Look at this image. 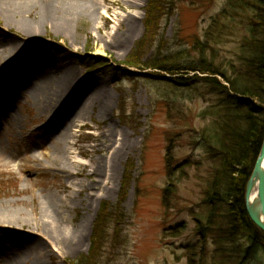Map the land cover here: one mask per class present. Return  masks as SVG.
<instances>
[{
	"label": "rangeland",
	"instance_id": "rangeland-1",
	"mask_svg": "<svg viewBox=\"0 0 264 264\" xmlns=\"http://www.w3.org/2000/svg\"><path fill=\"white\" fill-rule=\"evenodd\" d=\"M9 1L0 0V6ZM60 1L74 7L101 4L99 7L111 20L105 24L99 18L73 15L68 37L40 24L36 28L39 35L28 37L16 25L19 20H12L14 23L10 24L0 11V48H7L16 39L13 52L20 55L26 43L41 40L38 51L31 53L33 66L45 68L50 78L62 77L73 70L76 81L93 80L97 87L109 92L110 100L103 115L99 106L92 108L83 122L85 127H74L69 138L61 142L54 138L58 127L52 132L54 135L47 134L51 118L38 110L39 98L34 94L37 86L33 84L32 92L27 93L16 91L13 82L8 85L0 82V109H10L8 116L0 113V135L5 148L2 160L7 161L0 164V210L9 215L17 210L32 217L33 209L43 205L45 196L49 202L55 196L67 202L59 209L65 221L63 226L71 232L83 225V245L64 254L49 248L57 264L77 262L80 258L87 264L92 260L93 264H189L187 248L200 252L206 247L209 253L213 252L214 244L203 243L196 233V219H205L209 214V208L202 202L204 192L220 165V160L211 157L196 133L210 123L212 98L209 94L202 98L176 90L171 81L152 76L173 79L181 73L172 75L125 64L136 43L146 36L148 0ZM175 1L170 18L160 22L155 44L162 46L161 52L167 57L177 54L185 57L195 40L203 38L225 0ZM129 14L137 16L134 31L130 30L132 27L127 28V22L123 23ZM147 43L143 61L147 57L152 61L157 45L147 46ZM85 58L123 69L127 75H116L111 68L88 69L80 62ZM103 130L117 137V141L124 138L125 146L118 159L115 179L108 183L103 176L104 184L94 188L92 177L86 178V174L99 160L109 158L116 147L100 137ZM102 142L104 147H109L108 155L99 150L103 148ZM58 144L68 146L69 160H60L54 155ZM80 148L85 151L82 156L78 154ZM169 155L172 158L168 170ZM75 163L82 167L77 168ZM87 166L90 167L84 172L80 170ZM170 183L175 188L167 209L163 205V192ZM81 185H90V197L79 193ZM103 214L113 216L101 226L98 218ZM117 216L118 226L114 220ZM183 222L185 228L176 233L173 229ZM100 226L104 227L105 241L98 239ZM198 259L201 260L200 256ZM205 260V264H214L212 258ZM46 262L52 264L49 258ZM0 264H5L1 255Z\"/></svg>",
	"mask_w": 264,
	"mask_h": 264
},
{
	"label": "trees",
	"instance_id": "trees-1",
	"mask_svg": "<svg viewBox=\"0 0 264 264\" xmlns=\"http://www.w3.org/2000/svg\"><path fill=\"white\" fill-rule=\"evenodd\" d=\"M175 2L148 0L146 36L136 43L125 64L172 75L181 73L173 79L152 76L171 81L176 90L202 98L209 94L213 100L212 111L208 113L212 117L210 123L196 133L211 157L220 160V165L204 192L202 202L209 208V214L205 219H196V233L203 243L212 242L215 249L209 253L206 247L200 252L190 247L186 257L189 264H196V261L205 264L208 257L214 264H262L264 232L251 221L246 211L245 193L264 141V0H225L203 38L195 40L185 57L179 54L167 57L161 52L162 46L155 44V38L160 22L172 15ZM146 42H149L147 46L157 45L152 61L149 57L143 61L147 55ZM80 62L88 69L111 68L116 75H127L123 69H114L91 58ZM188 74L194 76L186 77ZM171 158V155L167 157L168 170ZM173 188L175 186L170 183L163 192V205L167 209ZM112 216L101 215L98 218L101 226L109 223ZM114 220L118 226V216ZM101 226L98 239L105 241ZM184 228L183 222L173 230L179 234ZM97 249L99 251L100 247ZM93 250L96 253V244ZM92 261L88 264H93ZM69 264L87 262L80 258Z\"/></svg>",
	"mask_w": 264,
	"mask_h": 264
},
{
	"label": "bare ground",
	"instance_id": "bare-ground-1",
	"mask_svg": "<svg viewBox=\"0 0 264 264\" xmlns=\"http://www.w3.org/2000/svg\"><path fill=\"white\" fill-rule=\"evenodd\" d=\"M105 2L106 0H103V3ZM74 6L60 0H30V2H12L10 0L0 6V11L10 24L14 23L12 20H19L16 25L28 37L39 35L36 33L39 24L44 28L48 26L54 32L68 37L73 15L77 17L81 14L93 19L99 18L104 20L105 24L111 20L99 7L101 4ZM136 18V14H129L123 23L127 22V28L132 27L133 29L130 30L134 31ZM122 24L119 26L122 27ZM42 43L41 40L36 43H26L25 49L20 55L13 52L17 45L16 39H12L7 48H0V82L6 85L13 82L16 91L25 90L27 93L32 92L33 84L37 86V91L34 94L39 98L38 110L44 115L49 114L48 118H51L47 134L51 135L58 127L54 138L63 142L69 138L74 127H85L83 122L92 108L99 106L100 114L103 115L110 100L109 92L97 87L91 79L79 83L75 80L73 70L63 74L62 77L50 78L45 68L33 66L32 64L35 62L31 59V53L35 54ZM0 113H5L8 116L10 109L4 107L0 109ZM109 133V131L103 130L100 137L116 146L113 147V153L110 152V157L99 160L96 167L80 168L82 172L88 167L91 168L86 174V178L92 177L94 188L104 184V180L101 179L103 176L108 183L115 179L118 159L125 146L124 138L117 141V137L113 134L108 135ZM61 142H59L60 145ZM104 144L101 143L103 148L99 150L108 155L109 147H104ZM60 145L54 147V155L60 160H69L71 152L68 146ZM4 153L5 148L0 135V164L4 161L2 160ZM84 153L85 151L80 148L78 154L82 156ZM37 157L34 156L35 159ZM75 165L77 168L82 167L79 163H75ZM52 167L66 169L65 167L61 168L60 165H52ZM262 169L264 170V165ZM80 188L79 193L84 194L87 198L90 197V185H81ZM257 189L258 182L254 187L251 199L257 195ZM106 190H109V184H107ZM47 199L48 196H45L43 205L33 209L32 217L17 210L12 215L3 209L0 210V255L5 264H17V262L47 264V258L51 260L52 264H57L56 257L50 253L49 248H56L59 254H64V252H74L83 245V225L80 224L71 232H68L63 226L65 221L63 213L59 209L63 208L67 202L57 196L50 199V202ZM70 200H73L72 197Z\"/></svg>",
	"mask_w": 264,
	"mask_h": 264
},
{
	"label": "water",
	"instance_id": "water-1",
	"mask_svg": "<svg viewBox=\"0 0 264 264\" xmlns=\"http://www.w3.org/2000/svg\"><path fill=\"white\" fill-rule=\"evenodd\" d=\"M264 141L260 154L255 162L245 193V207L251 221L264 232ZM258 182L257 195L251 199Z\"/></svg>",
	"mask_w": 264,
	"mask_h": 264
}]
</instances>
